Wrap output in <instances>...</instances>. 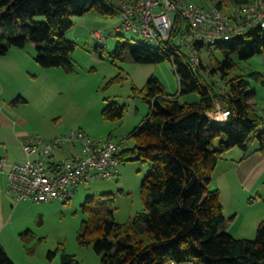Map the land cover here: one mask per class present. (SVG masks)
I'll return each mask as SVG.
<instances>
[{"label":"trees","instance_id":"trees-1","mask_svg":"<svg viewBox=\"0 0 264 264\" xmlns=\"http://www.w3.org/2000/svg\"><path fill=\"white\" fill-rule=\"evenodd\" d=\"M116 1L129 0H0V55L34 44L35 60L42 68L71 70L70 56L76 45L65 39V33L73 26V17L91 10L115 17L120 10ZM254 1L217 0L210 7L225 11L230 5ZM38 17L43 21H37ZM183 33L188 37L189 28L177 11L168 39L159 46L148 44V48L130 50V57L140 64L169 60L180 94L196 93L198 101L180 103L167 95L155 78L141 90L133 89L149 105L150 113L120 140L117 158L123 163L132 156L131 161L150 164L140 190L144 208L125 224L109 217L112 212L105 205L109 200L92 212L78 240L89 244L86 236H94L91 240L101 264H264V220L258 223L254 239L235 238L224 230L219 193L211 187L213 171L225 152L233 148L246 151L256 137L257 151L264 154V131L258 132L264 108L249 104L253 94L246 83L250 79L264 84V78L258 72L243 73L234 59L245 62L264 52V27L256 25L228 40L196 45L197 65L179 42ZM101 41L95 42L102 50ZM205 46L208 57L204 64ZM211 47L225 54L221 62ZM125 49L129 46L118 41L115 55L119 57ZM217 106L229 112L224 123L207 117ZM122 114L123 108L115 104L102 111V117L109 121ZM126 139H131L132 145L123 149ZM61 252L62 264H79ZM0 264H14L1 248Z\"/></svg>","mask_w":264,"mask_h":264},{"label":"rangeland","instance_id":"rangeland-1","mask_svg":"<svg viewBox=\"0 0 264 264\" xmlns=\"http://www.w3.org/2000/svg\"><path fill=\"white\" fill-rule=\"evenodd\" d=\"M186 1L208 8L217 0ZM173 15L170 13V16ZM37 21L42 22L43 18L38 17ZM72 22L73 26L65 33V39L76 45L70 56L71 70L42 68L35 60L36 49L29 44L22 48L28 56L25 65L28 75L22 73V76L13 80L16 90L20 92L15 96L14 103L18 114L28 123L27 130L39 131L36 134L28 132L29 135L41 138L42 134L57 128L62 132H81L93 140L103 141L110 137L113 142L120 143L150 113L149 105L133 90H141L150 78L158 80L167 95L175 97L180 103L198 101L196 93L180 94L178 79L169 60L157 64H140L130 57V50L148 48L149 45L145 39L129 31L118 30L121 24L119 15L105 17L91 10L82 16L73 17ZM93 31L102 34L104 49L97 48L96 40L91 35ZM118 41L129 46L119 57L115 55ZM207 48L205 46L203 49L204 64L207 63ZM210 51L222 61L223 52L213 47ZM234 59L243 73L254 72L250 67H254L251 59L245 62L236 57ZM246 83L250 91L262 85L250 79ZM261 94L262 90H257L258 97ZM113 104L123 108L122 116L113 121L104 119L103 109ZM262 117L264 119V113ZM263 131L264 122L258 132ZM131 145L132 140L126 139L122 148ZM256 146L258 141L253 137L248 147L253 149ZM70 150V146H63L55 152L56 158H66ZM231 150L222 155L219 163L232 155ZM132 158L127 157L117 167L116 179L81 184L74 196L65 202L24 201L15 205L4 194L2 197L9 206L6 213H1L6 215L0 225V248L14 264H62V250L73 256L79 264H101V256L93 248L91 239L94 236H86L90 240L89 244H81L78 237L92 212L107 200L105 205L112 212L109 217L119 224H125L143 210L140 190L150 164L131 161ZM217 168L212 178L213 175L216 177ZM212 181L217 187L214 178ZM250 191L252 193H246L236 187L233 190L235 195L223 190L219 198L225 217L224 230L238 239H254L258 223L264 220V173ZM87 201L90 209H86Z\"/></svg>","mask_w":264,"mask_h":264},{"label":"built area","instance_id":"built-area-1","mask_svg":"<svg viewBox=\"0 0 264 264\" xmlns=\"http://www.w3.org/2000/svg\"><path fill=\"white\" fill-rule=\"evenodd\" d=\"M115 3L120 9L119 29L136 34L152 46H159L169 38L173 16L178 11L189 28V38L184 37L183 33L179 42L184 44L196 65L199 62L193 52L196 45L228 40L256 25L264 27V0H255L249 5H230L225 11L216 7L203 8L186 0H129ZM170 13L174 15L170 16ZM91 35L97 41L102 40L98 31L91 32ZM207 117L216 123H224L229 112L217 106ZM119 145L109 140H93L72 130L52 141L28 136L21 143L26 157L24 161L8 163L5 156L0 158L4 193L15 205L24 201H68L81 184L117 178L115 173L121 165L117 158ZM63 146L71 147L68 156L56 158V150Z\"/></svg>","mask_w":264,"mask_h":264},{"label":"crops","instance_id":"crops-1","mask_svg":"<svg viewBox=\"0 0 264 264\" xmlns=\"http://www.w3.org/2000/svg\"><path fill=\"white\" fill-rule=\"evenodd\" d=\"M29 46L35 48L34 44H29ZM24 51L25 49L22 48H11L6 54L0 55V157L5 156L8 162L23 161L25 155L21 143L26 137L32 136L28 132L39 133L35 129H32V132L27 130L28 123L18 114V109L15 108L16 104L14 103L15 96L20 92L16 90L13 80L20 75L22 76V73L28 75V69L25 66L28 63V56ZM251 60L254 65V67L250 65L252 71L260 73L264 78V52L252 57ZM257 90H262L260 97L257 95ZM248 91L253 94L249 104L262 110L264 108V84L260 85L259 89ZM67 132L53 128V130L50 129L49 132L42 134L43 136L39 139L48 141ZM257 148V146L253 149L248 147L246 151L233 148L230 151L232 154L230 157H226L220 163L218 162L216 177L213 175L218 188L214 184H212V188L218 191L219 198L223 190L225 193L229 191L228 194L235 195L233 190L236 187L243 189L246 193H252L250 190L254 187L256 180L264 173V154L257 151ZM3 188L4 177L0 173V225L6 215L1 213H6L9 206L6 199L4 200L2 197L5 194Z\"/></svg>","mask_w":264,"mask_h":264},{"label":"bare ground","instance_id":"bare-ground-1","mask_svg":"<svg viewBox=\"0 0 264 264\" xmlns=\"http://www.w3.org/2000/svg\"><path fill=\"white\" fill-rule=\"evenodd\" d=\"M170 263H173V262H169V263H166V264H170ZM193 264V263H192Z\"/></svg>","mask_w":264,"mask_h":264}]
</instances>
